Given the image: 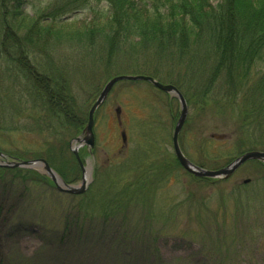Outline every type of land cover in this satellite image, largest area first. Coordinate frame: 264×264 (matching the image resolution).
<instances>
[{"label": "rangeland", "instance_id": "374dc122", "mask_svg": "<svg viewBox=\"0 0 264 264\" xmlns=\"http://www.w3.org/2000/svg\"><path fill=\"white\" fill-rule=\"evenodd\" d=\"M25 1L29 18L42 15L51 2ZM107 7L104 1L89 0L63 22L36 25L37 40H27L18 32L26 56L20 55L14 64L0 49V151L25 159L44 158L51 166L53 158L69 175L74 174L76 164L78 176L68 182H81L82 170L70 145L78 131L63 128L58 118L49 117V105L31 91V76L17 72L21 60L38 78L49 76L71 88L76 114L82 116L84 126L93 102L111 77L146 74L176 85L187 97L189 113L180 144L194 163L219 169L241 152L264 150V99L257 100L258 89H254L259 72L264 70L263 61L253 68L252 88L247 96L242 94L246 99L236 101L235 111L231 106L234 98L224 91L230 83L226 86L223 78L215 81L210 93H204L210 81L208 69L215 62L203 60L201 52L192 61L178 54L159 56L150 47L130 48L138 39L131 37L127 50L110 60L109 44L102 34L95 40L81 38L94 19L103 20L98 18L100 13L108 14ZM45 28L51 31L47 42L39 40L45 37L41 35ZM11 52L9 48L7 53ZM35 75L39 84L44 83ZM179 115L177 98L146 81H120L96 112L95 147L91 151L81 147L83 162L92 167L93 181L86 193L72 195L53 184L32 182L34 175L29 172L20 176L0 172V264H148L140 248H115L117 235L150 248L152 264H264V168L248 161L224 181L193 177L171 162ZM248 123L251 130L258 127L257 132L250 138L241 137L238 131ZM122 130L127 132L128 148ZM252 141L258 142L252 145ZM153 161L158 163L155 167L150 166ZM124 167L133 169L134 175L141 171L144 176L163 178L157 181L149 206L112 201L130 174L129 169L125 174ZM247 179L250 182L243 183ZM103 203L110 205L109 212ZM66 220L72 227L85 225L87 230L105 227L108 241L96 244L100 250L89 251L72 239L56 243L53 229ZM120 256L123 262L116 258Z\"/></svg>", "mask_w": 264, "mask_h": 264}, {"label": "trees", "instance_id": "16d2710c", "mask_svg": "<svg viewBox=\"0 0 264 264\" xmlns=\"http://www.w3.org/2000/svg\"><path fill=\"white\" fill-rule=\"evenodd\" d=\"M88 1L89 0H51V2L43 8L44 11L42 15L29 18V15L25 14V0H0V49H2V54L5 55L6 59L8 56L11 57L13 64L18 62V59L21 58L20 55L26 56L23 46L21 45L23 41L17 36L18 32H23L27 40H37L36 38L40 36L35 32L36 25L43 23L55 25L59 22H63V18L86 5ZM98 1H104L108 6L107 10H109V12L108 14L100 13L102 17L98 19L103 20L94 19L90 27L84 28L80 37H90L95 40L98 34H102L109 44L107 53L110 60L112 59L111 57L117 55L118 52L127 50L125 45H130V43H132L130 40L131 37H137V41L132 43L130 48L150 47L153 48L155 53L159 56L179 55V58H191V61L196 60L197 55H200L199 52H201V54H203L202 57H205L203 60L207 58L214 59L215 63H212L210 69H208L210 72V81L205 86L206 92L204 93H210L209 88H211V86L213 87L215 81L223 78L226 82L225 85L228 86L230 83V87L228 90L221 89V91L224 90L225 95L228 94L231 96L232 100L234 98V102L231 106L235 111L237 110L236 101H238L239 98H241V100L245 98L242 94L247 96L249 89L252 88L250 75L254 73L253 68L260 61L264 62V0ZM41 33V35L44 34L45 37L42 36L39 40L45 39L47 42V40L51 38V31L49 28H45L44 32ZM9 48L13 50V52L7 53ZM20 63V65L16 66L18 68L17 72L21 76L22 74L25 77L31 76L33 85L31 91H33L45 105H49V117L58 118L57 121L63 124V128H73V130L78 131L77 135H80L84 128V119L81 118L82 116L80 114H76L77 106L74 102V96L71 94V88L69 86L67 88L63 81L59 82V80H55L49 76L38 78L34 74L38 81L42 80L44 82L39 84L34 75L30 73V65L26 63L25 65L22 60ZM59 71L60 69L58 73ZM258 78L254 89H258L256 99L258 98L257 100L262 102L264 99V70L259 72ZM56 81H58V84ZM126 82L132 81L128 80ZM16 87L17 85L15 88ZM200 97L202 98V96ZM203 99L204 97L202 100ZM255 103L257 104V101H255ZM22 109L23 107L20 110ZM20 110L18 112H20ZM255 112L256 110H254L253 114ZM253 114L251 118L255 116V114ZM248 125L249 123L241 127L244 128L243 131L239 129L238 132H240L241 137L244 134L247 138H250L257 132L258 127L255 128L256 130L254 127L251 130V127H247ZM258 125L262 124L259 123ZM257 142L258 141H252V145H256ZM48 152H46L47 159L49 155ZM73 157L78 164L74 154ZM172 157L173 159L171 162L180 165L175 153ZM10 158L25 159V157L18 154L10 155ZM256 162L264 168V163L260 161ZM51 164L66 181H72L78 176L76 164V170H74V174L72 175H69L68 169L67 172L64 171L53 158ZM157 164L156 161H153L150 166L155 167ZM123 169L125 171L129 168L124 167ZM132 170L133 169L128 170L130 174L120 183L121 186L124 185V187L120 188L119 196L116 198L113 196L111 199L112 201L119 200L121 203L124 202L126 206L144 203L142 205L147 207L149 206L147 205V201L150 202V199H152L151 193L153 189L157 188L156 184L161 182L163 178L156 177V175L144 176V172L141 171L140 174L136 173L134 175ZM0 172H12L16 176H20V174L24 172H29L34 175L33 178H31L32 182L39 181L54 185L53 181L48 176L40 173L38 174L36 171L30 169L0 167ZM126 172L127 171H125V174ZM191 175L200 181H224ZM123 182L124 184H122ZM102 207H105V210L109 212L110 205L108 203H103ZM82 222L84 223V221ZM72 224L73 223L69 222V220H66L61 222L56 229H53L56 243L72 239L73 241H77L75 244H77L78 247L89 251L92 249L96 250L98 248L96 245L97 243L108 241L107 236L109 234L104 230L105 227L94 229L91 226V229L87 230L85 225L78 226V224H76L72 227ZM45 227L47 226L45 225ZM130 228L133 229L132 227ZM75 230L80 231L77 232ZM140 243V241L137 242L135 240L131 243L127 238L123 236L119 237V235H117L113 242L115 248L133 246L140 248L143 254L142 256L146 255L145 258H147L148 264H152L150 248L146 250L144 246H142V243ZM96 257L98 258V256ZM116 258L119 259L121 256ZM119 262H123V259H119Z\"/></svg>", "mask_w": 264, "mask_h": 264}, {"label": "water", "instance_id": "95a60500", "mask_svg": "<svg viewBox=\"0 0 264 264\" xmlns=\"http://www.w3.org/2000/svg\"><path fill=\"white\" fill-rule=\"evenodd\" d=\"M147 81L153 84L155 87L160 90L169 93L172 97H175L179 100L180 103V115L176 122L172 142L174 152L176 154L177 159L180 164L191 174L202 177V178H210V179H228L231 177L234 172L242 166L244 163L252 160L260 161L264 163V150H248L246 152L241 153L237 157H235L232 161H230L227 165L219 168V169H208L206 167L200 166L190 160L184 151L181 148L179 136L180 132L186 122L189 113V104L182 93V91L174 84L171 83H163L156 79L154 76L146 75V74H119L111 77L103 86L101 92L98 97L93 102L89 113L88 120L82 130L81 135L73 138L71 141V151L75 155L78 163L80 164L82 170V178L80 183H69L67 182L44 158H36V159H13L10 158L9 155L0 151V167L3 168H25L36 170L46 176H48L57 187L58 190L80 195L84 194L89 188L90 184L93 181L92 178V167L87 166L80 157L79 151L81 147H87L88 150H92L96 144V137L94 132L95 127V119L97 110L103 105V103L107 100L110 92L114 88V86L120 81ZM118 117L120 120L121 109H117ZM121 124V120H120ZM122 139L124 145L128 144V138L125 130L121 132ZM250 179L244 180L243 183H249Z\"/></svg>", "mask_w": 264, "mask_h": 264}, {"label": "flooded vegetation", "instance_id": "af4514ba", "mask_svg": "<svg viewBox=\"0 0 264 264\" xmlns=\"http://www.w3.org/2000/svg\"><path fill=\"white\" fill-rule=\"evenodd\" d=\"M124 147H125V148H126V147L128 148V144H127V145H124ZM180 166H181V164H180ZM181 167H182V166H181Z\"/></svg>", "mask_w": 264, "mask_h": 264}]
</instances>
